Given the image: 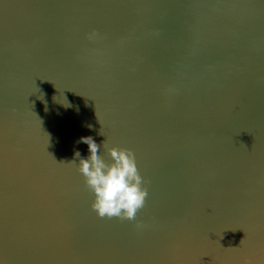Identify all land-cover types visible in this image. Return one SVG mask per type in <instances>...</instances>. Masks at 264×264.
<instances>
[{
    "label": "water",
    "instance_id": "water-1",
    "mask_svg": "<svg viewBox=\"0 0 264 264\" xmlns=\"http://www.w3.org/2000/svg\"><path fill=\"white\" fill-rule=\"evenodd\" d=\"M89 136L136 221L92 211ZM0 264H264V0H0Z\"/></svg>",
    "mask_w": 264,
    "mask_h": 264
},
{
    "label": "clouds",
    "instance_id": "clouds-1",
    "mask_svg": "<svg viewBox=\"0 0 264 264\" xmlns=\"http://www.w3.org/2000/svg\"><path fill=\"white\" fill-rule=\"evenodd\" d=\"M97 35L93 31L88 39L93 40ZM79 143L88 146L90 155L82 158L80 152L76 151L70 164L79 160L77 171L93 196L92 211L101 219L136 221L137 213L145 207L148 188L144 186L147 182L140 175L135 153L127 148H107L110 162H106L98 155L101 146L92 137H81ZM136 227L142 228L144 225L138 221Z\"/></svg>",
    "mask_w": 264,
    "mask_h": 264
}]
</instances>
